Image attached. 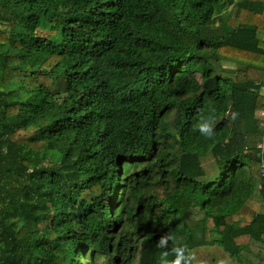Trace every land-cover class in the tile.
<instances>
[{
	"label": "trees",
	"instance_id": "16d2710c",
	"mask_svg": "<svg viewBox=\"0 0 264 264\" xmlns=\"http://www.w3.org/2000/svg\"><path fill=\"white\" fill-rule=\"evenodd\" d=\"M263 136L264 0H0V264H264Z\"/></svg>",
	"mask_w": 264,
	"mask_h": 264
},
{
	"label": "clouds",
	"instance_id": "9594fccd",
	"mask_svg": "<svg viewBox=\"0 0 264 264\" xmlns=\"http://www.w3.org/2000/svg\"><path fill=\"white\" fill-rule=\"evenodd\" d=\"M215 108H209L206 115H200L198 122L194 126V130L207 140H211L215 131ZM235 120L238 116L236 112H226L225 116H229ZM157 247L161 249L159 264H192L194 256L189 251L186 243H178L176 237L172 234H164L159 237L156 242ZM171 245V246H170ZM172 256V259H168Z\"/></svg>",
	"mask_w": 264,
	"mask_h": 264
},
{
	"label": "built area",
	"instance_id": "2783aa9c",
	"mask_svg": "<svg viewBox=\"0 0 264 264\" xmlns=\"http://www.w3.org/2000/svg\"><path fill=\"white\" fill-rule=\"evenodd\" d=\"M264 147V136L262 137V142H261V149L263 150ZM259 172L260 175L264 177V159L261 158L260 164H259Z\"/></svg>",
	"mask_w": 264,
	"mask_h": 264
},
{
	"label": "crops",
	"instance_id": "0c3cea01",
	"mask_svg": "<svg viewBox=\"0 0 264 264\" xmlns=\"http://www.w3.org/2000/svg\"><path fill=\"white\" fill-rule=\"evenodd\" d=\"M251 214H252V211H248L246 214H245V219H249L251 217Z\"/></svg>",
	"mask_w": 264,
	"mask_h": 264
}]
</instances>
